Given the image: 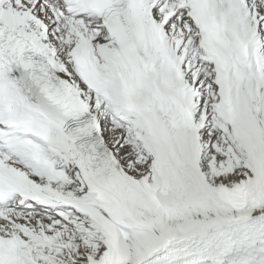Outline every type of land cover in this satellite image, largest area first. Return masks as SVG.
<instances>
[{"label":"snow or ice","instance_id":"obj_1","mask_svg":"<svg viewBox=\"0 0 264 264\" xmlns=\"http://www.w3.org/2000/svg\"><path fill=\"white\" fill-rule=\"evenodd\" d=\"M0 264H264V0H0Z\"/></svg>","mask_w":264,"mask_h":264}]
</instances>
